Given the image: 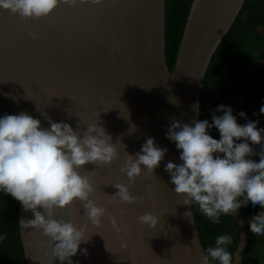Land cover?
<instances>
[{
	"label": "water",
	"instance_id": "obj_1",
	"mask_svg": "<svg viewBox=\"0 0 264 264\" xmlns=\"http://www.w3.org/2000/svg\"><path fill=\"white\" fill-rule=\"evenodd\" d=\"M243 2L193 0L171 71L165 59V0L60 4L35 20L0 10V115L24 111L44 127L50 117L74 130L78 124V131L100 123L117 149V160L106 166L86 165L82 174L93 183L98 206L105 207L124 230L114 231L108 215L92 226L78 201L58 210L77 227L87 225L90 238L80 245L87 248V256L78 252L73 261L200 264L204 248L192 206L182 203L183 194L174 193L164 170L168 161L180 163L179 151L165 132L173 121L200 119L193 106L200 99L205 71ZM29 32L37 33V38ZM148 137L167 153L154 175L142 173L128 185L119 171L125 151L138 152ZM115 183L128 186L138 202H110ZM146 185H151V198ZM189 210L194 222L183 216ZM145 212L158 218L154 229L138 222ZM229 215L240 235L232 264H241L248 231L236 210ZM31 218L32 213L19 205V221ZM19 226L27 264H40L43 250L35 243L42 239L40 232Z\"/></svg>",
	"mask_w": 264,
	"mask_h": 264
},
{
	"label": "clouds",
	"instance_id": "obj_2",
	"mask_svg": "<svg viewBox=\"0 0 264 264\" xmlns=\"http://www.w3.org/2000/svg\"><path fill=\"white\" fill-rule=\"evenodd\" d=\"M102 0H0V10L17 15L21 20L40 19L50 15L60 4L75 7L79 4H100ZM37 38V33L29 32ZM5 95H8L5 93ZM12 99H17L12 97ZM199 113V101L193 106ZM264 112V96L257 104ZM211 121L194 119L191 123L173 121L165 132L166 138L179 151L180 163L168 161L164 170L175 194H183L184 205H195L199 212L213 224L220 222L221 214L234 213L238 205H259L260 210L251 214L247 228L256 236L264 235V127L257 124L255 116L237 122L233 108L220 104L209 109ZM219 113V114H217ZM71 117L70 112L67 113ZM48 127L27 112L0 115V192L9 194L20 203L23 211L32 218L20 220L22 227L40 232L42 239L36 246L43 250L40 264H80L72 257L87 256V225L77 227L71 219L59 214L78 201L92 226H99L105 215L116 232L122 229L115 217L93 199L95 187L87 175L82 174L86 165H109L118 159L111 135L100 123L87 124L81 131L78 124L73 129L69 123L53 121L46 117ZM215 129L219 138L211 135ZM148 137L135 153L125 151L119 171L131 185L142 173L154 175V170L167 153V148ZM251 142H259L253 148ZM120 142V140H119ZM121 143V142H120ZM124 146L123 143H121ZM255 153L256 158H252ZM110 202L137 203L129 187L122 183L111 186ZM151 185H146L150 195ZM193 210V208H192ZM192 210L183 216L193 221ZM121 209V215H125ZM139 223L154 229L158 218L145 212L137 217ZM6 233L0 234V241ZM231 240L228 232H221L214 243L203 249L200 264H230L229 252L224 245Z\"/></svg>",
	"mask_w": 264,
	"mask_h": 264
},
{
	"label": "trees",
	"instance_id": "obj_3",
	"mask_svg": "<svg viewBox=\"0 0 264 264\" xmlns=\"http://www.w3.org/2000/svg\"><path fill=\"white\" fill-rule=\"evenodd\" d=\"M193 0H165V59L172 70L187 22ZM264 96V0H244L243 5L215 52L203 77L199 99V117L211 121L209 109L224 104L239 111L237 122L255 116L257 124L264 127V112L257 110V104ZM219 114V113H217ZM214 138H219L215 129ZM258 148L259 142L249 141ZM255 159V153H252ZM19 205L9 194L0 192V234L6 238L0 241V264H27L19 226ZM194 220L203 248L214 243L221 232L231 235L224 247L229 252L230 264L239 243V226L230 215L221 214L220 222L213 224L193 205ZM260 210L259 205L248 203L238 205L236 211L242 217L246 228L251 214ZM246 245L241 264H264V235L256 236L248 228ZM212 264H216L215 261Z\"/></svg>",
	"mask_w": 264,
	"mask_h": 264
}]
</instances>
